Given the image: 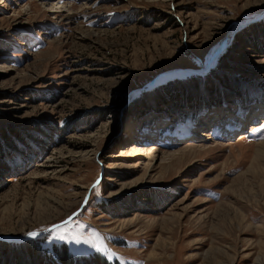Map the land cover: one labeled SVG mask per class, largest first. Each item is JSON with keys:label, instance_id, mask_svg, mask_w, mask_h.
I'll return each instance as SVG.
<instances>
[{"label": "rangeland", "instance_id": "rangeland-1", "mask_svg": "<svg viewBox=\"0 0 264 264\" xmlns=\"http://www.w3.org/2000/svg\"><path fill=\"white\" fill-rule=\"evenodd\" d=\"M263 97L264 0H0V264H264Z\"/></svg>", "mask_w": 264, "mask_h": 264}, {"label": "trees", "instance_id": "trees-1", "mask_svg": "<svg viewBox=\"0 0 264 264\" xmlns=\"http://www.w3.org/2000/svg\"><path fill=\"white\" fill-rule=\"evenodd\" d=\"M222 61H224V64H226V65H223L220 68H224L226 71L227 70H231L232 67L229 65V61H228V64H227L226 63V59L224 58L223 55L220 56V60L218 61V63L221 62L223 64ZM218 70H213L212 69V70L206 72V74H203V75L197 74L196 76H192V79L199 78V77L200 78H205V77H207V75H209L208 76V79H209L208 81L209 82L207 84V86H208L213 80H216V79L220 78V77H218L219 76V74H218L219 71ZM210 72L211 73L213 72V73L211 74ZM229 76H231V74H229ZM190 81H192V80H190ZM185 82H188V81L186 80ZM218 82L220 83V81H218ZM181 85H184V83H182ZM193 86H196V85L193 84ZM210 86L207 87V90H209V92L212 94V96H207V99H206L207 103L204 102L205 104L203 106H207V104L208 105L211 104L209 107H213V106L215 107L216 104H213V102H211V100L212 101L220 100L219 97L221 95H224V93H222L221 89L218 90L216 88V90H215L214 86H211V87ZM224 86L225 87L228 86V89H227L228 93H229V91H231L232 95H234V96L238 95L237 94V90H236L237 87L233 88V87H231V84H224ZM212 87L214 88L215 92H214ZM196 90H197V88H193L192 90H186L185 92L188 93V96H193V94H194V92ZM218 91H221V92L217 93ZM189 92H192V93L190 94ZM159 99H161V96H160ZM223 100H225V99L223 98ZM159 101L161 103L163 102L161 100H157L155 103L157 104V103H159ZM218 102H220V101H218ZM225 102H227V101L225 100L224 103ZM161 105L163 106L165 104H161ZM39 127H41V126H39ZM38 131H40V128H38ZM37 135H39V137L37 139H34V142L32 143L35 147L39 144V142H41L40 138L44 137L42 132H38ZM19 144L20 145H17V146H14V147L10 146V148H8V150H10V151L12 150L15 154L19 155L20 158L22 159V158H24L25 154H28L29 149H31V145L29 146V144H25V143L23 144L22 143V146H21V142H19ZM15 154H13V155H15ZM9 155H10L9 153L0 152V164H2V163L5 164V161L3 162V159L10 158L11 156H13V155H10V157H8ZM10 166H11V164H10ZM161 197H164L165 203H167L166 206H168V204H169L168 201L171 200L170 199L171 195L168 193V191L164 192V194H161ZM148 198H150V197H148ZM135 211H137V210H135ZM25 244L26 245L23 246V250L30 254L29 255L30 256V260L34 264H120L118 261H113V262L107 261L105 258H103L100 255H98V256L97 255H90V256H84V257H81V258L74 257L73 254L70 252L69 248H67L65 245H63L61 247H54V249H55L54 252L47 253L48 250L45 249V251H44L43 249H41L39 247L41 245L37 246V245L33 244L32 241H28ZM1 246H3V248H4L3 250H6L4 252H8V253H10L13 250H18L19 249V246L17 244H15V245L13 244L12 247L6 246V245H1ZM6 248H9V249H6ZM5 260H9V259L6 257ZM15 264H24V262L20 263V258L18 257V261H16Z\"/></svg>", "mask_w": 264, "mask_h": 264}, {"label": "bare ground", "instance_id": "bare-ground-1", "mask_svg": "<svg viewBox=\"0 0 264 264\" xmlns=\"http://www.w3.org/2000/svg\"><path fill=\"white\" fill-rule=\"evenodd\" d=\"M56 2V1H55ZM54 2V3H55ZM215 55V54H214ZM213 57V56H212ZM236 123H238V122H236ZM239 124V123H238ZM236 125V124H235ZM138 150H140V148L139 147H134L133 149H132V152H138ZM189 150H191V151H193L194 149H189ZM195 152V151H194ZM184 153H187V152H183V154ZM182 154V155H183ZM124 156V153H122L121 155H120V157H123Z\"/></svg>", "mask_w": 264, "mask_h": 264}, {"label": "snow or ice", "instance_id": "snow-or-ice-1", "mask_svg": "<svg viewBox=\"0 0 264 264\" xmlns=\"http://www.w3.org/2000/svg\"><path fill=\"white\" fill-rule=\"evenodd\" d=\"M29 236L35 237V236H37V233H29ZM61 239H62V237H61Z\"/></svg>", "mask_w": 264, "mask_h": 264}]
</instances>
